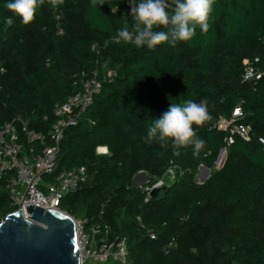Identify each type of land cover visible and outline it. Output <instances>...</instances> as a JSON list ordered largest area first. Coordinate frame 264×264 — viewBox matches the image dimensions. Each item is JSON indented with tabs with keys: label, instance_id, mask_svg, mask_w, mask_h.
<instances>
[{
	"label": "trees",
	"instance_id": "obj_1",
	"mask_svg": "<svg viewBox=\"0 0 264 264\" xmlns=\"http://www.w3.org/2000/svg\"><path fill=\"white\" fill-rule=\"evenodd\" d=\"M9 2L0 0V125L21 116L48 133L77 76L98 61L117 71L65 129L53 175L83 165L88 179L63 197L62 210L108 225L111 240L126 237L132 264H264V0H215L207 33L197 26L192 40L154 49L118 39L126 15L132 24L129 0H65L55 9L45 0L27 25ZM249 65L260 78H244ZM205 99L210 119L196 128L205 141L199 156L191 145L177 156L171 142H146L152 120L172 103ZM237 107L235 123L250 125L249 140L220 127ZM23 145L34 143L24 137ZM202 164L211 170L204 183L196 180ZM171 169L172 183L151 197L145 188ZM139 172L151 175L144 185L133 181ZM14 210L2 186L0 222Z\"/></svg>",
	"mask_w": 264,
	"mask_h": 264
},
{
	"label": "built area",
	"instance_id": "obj_2",
	"mask_svg": "<svg viewBox=\"0 0 264 264\" xmlns=\"http://www.w3.org/2000/svg\"><path fill=\"white\" fill-rule=\"evenodd\" d=\"M261 75L258 68L249 65L244 78L258 79ZM116 76L117 71L108 61H98L91 73L82 72L77 76L76 92L64 102L55 105L54 120L48 133L29 129L28 122L21 116L0 125V188L3 186L8 191L15 206L14 211L22 209L27 218L29 215L26 208L29 204L70 216L75 223L80 264H87L88 260L103 264H132L126 237L111 240L108 225L102 222L89 224L87 218H77L61 208L63 197L87 181V168L83 165H72L53 175L65 129L78 123L83 113L93 104L96 95L101 92L103 84L112 81ZM242 115V109L237 107L233 118L223 120L220 127L230 128L232 135L249 140L250 125L235 123V118ZM24 137L34 143L29 151L24 149ZM259 141L264 148V136L259 137ZM232 142L234 137L230 136L228 143ZM35 143L41 144L40 147ZM101 149L103 148L97 149L98 153H107V148L105 151ZM223 163L224 157L217 160L216 165L222 166ZM47 174L52 175L51 181L45 179ZM159 184L160 182L145 189L150 195L151 190ZM150 234L152 238L156 237L154 232Z\"/></svg>",
	"mask_w": 264,
	"mask_h": 264
},
{
	"label": "clouds",
	"instance_id": "obj_3",
	"mask_svg": "<svg viewBox=\"0 0 264 264\" xmlns=\"http://www.w3.org/2000/svg\"><path fill=\"white\" fill-rule=\"evenodd\" d=\"M215 0H129L132 24L127 15L117 37L125 43L137 47L154 49L164 42L175 47L178 41H190L196 35L197 26L207 33ZM52 8H58L65 0H48ZM94 6L103 5L105 0H92ZM45 0H11L7 8L20 16L27 25L34 21L37 9ZM161 26L168 31L157 30ZM186 83V80H185ZM187 84V83H186ZM210 119L207 100L196 102L185 100L172 103L162 117L152 120L148 127L146 142L157 141L161 147H171L175 155L180 148L192 146L193 156L197 157L205 147L196 128ZM196 126V127H194Z\"/></svg>",
	"mask_w": 264,
	"mask_h": 264
},
{
	"label": "water",
	"instance_id": "obj_4",
	"mask_svg": "<svg viewBox=\"0 0 264 264\" xmlns=\"http://www.w3.org/2000/svg\"><path fill=\"white\" fill-rule=\"evenodd\" d=\"M226 149H221L218 160ZM207 178L211 170L205 165ZM141 172L133 181H137ZM205 178L201 183H204ZM164 187L156 186L150 196ZM29 218L22 209L9 213L0 222V264H80L74 220L59 211L27 205Z\"/></svg>",
	"mask_w": 264,
	"mask_h": 264
},
{
	"label": "rangeland",
	"instance_id": "obj_5",
	"mask_svg": "<svg viewBox=\"0 0 264 264\" xmlns=\"http://www.w3.org/2000/svg\"><path fill=\"white\" fill-rule=\"evenodd\" d=\"M225 155H226V153L223 156L224 158H225ZM216 167L217 168H220L221 166L217 164ZM174 178H175V170L174 169H171L167 173V175L162 180L159 181L160 182L159 187H163V184H170V183H172V181L174 180ZM204 178H205V180L208 179L207 178V171H206V169L199 168L197 170V172H196V180L198 182H202ZM150 179H151V175L150 174H148L146 172H141V175L138 176L137 181H135L134 183H136L138 185H144ZM78 218H83V217H82V215H80V216H78ZM87 264H103V263L95 262L94 260H88Z\"/></svg>",
	"mask_w": 264,
	"mask_h": 264
},
{
	"label": "bare ground",
	"instance_id": "obj_6",
	"mask_svg": "<svg viewBox=\"0 0 264 264\" xmlns=\"http://www.w3.org/2000/svg\"><path fill=\"white\" fill-rule=\"evenodd\" d=\"M102 151H105V148H104V150L103 149H101Z\"/></svg>",
	"mask_w": 264,
	"mask_h": 264
},
{
	"label": "crops",
	"instance_id": "obj_7",
	"mask_svg": "<svg viewBox=\"0 0 264 264\" xmlns=\"http://www.w3.org/2000/svg\"><path fill=\"white\" fill-rule=\"evenodd\" d=\"M101 148H103V150H104V148H106V147H101Z\"/></svg>",
	"mask_w": 264,
	"mask_h": 264
}]
</instances>
